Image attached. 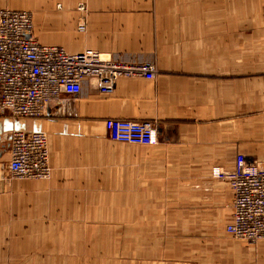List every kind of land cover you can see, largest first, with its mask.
Returning a JSON list of instances; mask_svg holds the SVG:
<instances>
[{
  "label": "crops",
  "instance_id": "crops-1",
  "mask_svg": "<svg viewBox=\"0 0 264 264\" xmlns=\"http://www.w3.org/2000/svg\"><path fill=\"white\" fill-rule=\"evenodd\" d=\"M260 4L0 0V9L32 13L28 38L42 45L154 63L158 73L122 79L109 97L91 95L96 83L86 81L80 99L48 121L0 113V264H264V244L244 247L227 235L233 193L227 178L213 176L215 168L230 172L238 155L264 163ZM80 5L88 7L85 32ZM253 37L260 43L244 52ZM108 118L155 121L158 143H115ZM19 130L48 135L49 181L7 179Z\"/></svg>",
  "mask_w": 264,
  "mask_h": 264
},
{
  "label": "built area",
  "instance_id": "built-area-1",
  "mask_svg": "<svg viewBox=\"0 0 264 264\" xmlns=\"http://www.w3.org/2000/svg\"><path fill=\"white\" fill-rule=\"evenodd\" d=\"M34 23L28 11L0 9V113L10 119H52L60 104L80 99L86 81H94L96 92L109 97L122 79L154 80L158 75L154 63L129 64L97 51L71 54L61 47L42 45L28 38ZM79 23V31L85 32L86 19ZM104 122L115 143H158L160 129L155 121L108 118ZM7 174L12 181L50 180V142L45 132L12 134ZM213 176L227 178L233 193L227 235L242 243L264 241V163L238 155L230 172L215 168Z\"/></svg>",
  "mask_w": 264,
  "mask_h": 264
},
{
  "label": "rangeland",
  "instance_id": "rangeland-1",
  "mask_svg": "<svg viewBox=\"0 0 264 264\" xmlns=\"http://www.w3.org/2000/svg\"><path fill=\"white\" fill-rule=\"evenodd\" d=\"M259 2L261 3V2H264V0H259ZM85 6V8L86 9H88V7L86 6V5H84ZM259 8H260V13H261V11L263 10V8H264V5H259ZM179 15H180V13H179ZM263 15V14H262ZM179 23H188V21H187V18L186 19H184L183 20V17L182 16H180V22ZM192 23V22H191ZM80 25V23L79 24H77V26H79ZM79 31V30H78ZM87 31V30H86ZM256 37V36H255ZM255 37H253V39L251 38L249 41H246V40H244V43L246 44V47L244 48V52H247V51H253L254 49H256L255 48V46H257V44L258 43H260V41L257 43V42H255L254 41V39H256ZM249 42V44H247ZM254 47V48H253ZM253 73V72H252ZM247 77H250V78H252V77H255V76H253V75H249V76H247ZM91 95H98L99 96V94L95 91V92H93V93H91ZM100 97H102V95H100ZM105 97H107V96H105ZM48 121V120H47ZM41 122V121H40ZM34 123H39L38 121H35ZM249 131H250V125L249 124H244V128H243V141H244V145H247V146H249ZM7 166H8V164H7ZM52 177V176H51ZM7 179L9 180V181H12V180H10L9 179V176H8V174H7ZM51 179V178H50ZM16 181V180H15ZM236 243H237V241H235ZM232 243H234V242H232ZM260 243V245L261 244H264V241H262V242H259ZM259 243H254V244H250V243H242L241 242V245H243L244 247H247V246H255V245H258ZM235 244V243H234ZM246 245V246H245ZM234 245L232 246V248H231V250H232V257L235 259V252H234ZM235 249H237V251H238V253L240 252V249L238 248V247H236ZM260 253H263V252H261V251H259ZM258 252V253H259ZM257 256H258V253H256V252H254ZM261 258H264V254L261 256Z\"/></svg>",
  "mask_w": 264,
  "mask_h": 264
},
{
  "label": "bare ground",
  "instance_id": "bare-ground-1",
  "mask_svg": "<svg viewBox=\"0 0 264 264\" xmlns=\"http://www.w3.org/2000/svg\"><path fill=\"white\" fill-rule=\"evenodd\" d=\"M84 7V5H80L79 7H78V12H79V14L81 15L80 17H79V20L78 21H80L81 19H86V25H87V15H88V9H86L85 8V10L83 11L82 9H81V7ZM81 9V10H80Z\"/></svg>",
  "mask_w": 264,
  "mask_h": 264
},
{
  "label": "water",
  "instance_id": "water-1",
  "mask_svg": "<svg viewBox=\"0 0 264 264\" xmlns=\"http://www.w3.org/2000/svg\"><path fill=\"white\" fill-rule=\"evenodd\" d=\"M16 132H25V131H20V130H19V131H16ZM11 139H12V138H11Z\"/></svg>",
  "mask_w": 264,
  "mask_h": 264
}]
</instances>
